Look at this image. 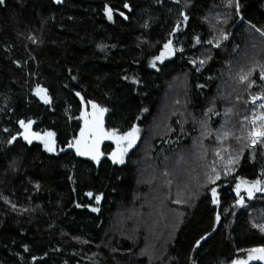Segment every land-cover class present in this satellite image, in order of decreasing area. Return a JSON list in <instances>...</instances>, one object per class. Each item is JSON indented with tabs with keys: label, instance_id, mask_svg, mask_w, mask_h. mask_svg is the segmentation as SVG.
I'll return each instance as SVG.
<instances>
[{
	"label": "trees",
	"instance_id": "16d2710c",
	"mask_svg": "<svg viewBox=\"0 0 264 264\" xmlns=\"http://www.w3.org/2000/svg\"><path fill=\"white\" fill-rule=\"evenodd\" d=\"M127 2L131 10L124 0L0 4V264H230L264 246L254 227L264 225V192L242 186L237 205L235 191L237 177L264 182V142L247 135L261 112L251 97L264 92V0H238L239 13L229 0ZM105 3L128 19L109 21ZM168 40L174 54L152 67ZM77 92L108 109L105 131L142 129L124 163L96 167L67 147ZM19 119L55 132L57 151L22 136L9 144ZM229 156L239 160L225 175ZM213 169L220 179L209 185Z\"/></svg>",
	"mask_w": 264,
	"mask_h": 264
},
{
	"label": "snow or ice",
	"instance_id": "6c2138e0",
	"mask_svg": "<svg viewBox=\"0 0 264 264\" xmlns=\"http://www.w3.org/2000/svg\"><path fill=\"white\" fill-rule=\"evenodd\" d=\"M5 0H0V4H4ZM57 3L60 2V0H56ZM235 2V7L237 13L240 11V5L238 0H229V4H232ZM123 9H130V5L127 2V0H124V3L122 5ZM103 12L106 15L107 19L109 21H113L114 14H118L120 17H123L125 20L128 19V16L125 15L124 11H120L119 9L114 8L112 5L105 3L103 7ZM181 17H183L184 21L188 20V16L185 15L183 12L180 13ZM226 22V21H225ZM180 28V21H177L176 26L172 29L173 32L178 31ZM171 35V33H170ZM228 34L226 32H221L220 39H227ZM198 39V38H197ZM219 40L216 41V46H219ZM97 47H104L103 45H98ZM174 54L173 49V42L172 40H168L164 45L163 49L161 50L160 54L153 57V63L152 67H156L155 61H162L165 56H170ZM195 63V61H193ZM203 61H201V64ZM256 67H259V78L261 80H264V65H257ZM71 71V70H69ZM253 69H249L247 73H243L240 75V79L243 80H249ZM71 79L75 80L76 77L73 76ZM137 82L138 81H134ZM255 83V80H251L249 83V86ZM35 94L40 97L41 100H43L45 103L50 102V98L47 96V89L41 87L39 84L36 85V87L33 89ZM76 96H80V93L77 92ZM252 101L255 102L257 99H264V93H262L260 96H252ZM81 101L84 102L83 97H81ZM87 104L91 105V113H88L86 111H81V117L84 118V126L80 129L79 136L74 138L73 141H69L67 147L71 149H75V152L79 156H90L92 160L99 161L100 156L102 153L100 152V143L104 139L108 140H114L116 147L113 149V151L109 154L112 161L114 163H124L123 157L126 152L130 148L133 147V145L136 143L138 134H139V128L133 124L131 128L127 131L118 132L116 129H111L109 131H105L103 127V115L107 109L100 107L96 102L94 101H87ZM261 109H264V104L260 105ZM245 120H248V117H245ZM18 124L20 125V128L23 129L22 132L18 131L16 135L11 136V138L7 141L9 144H12L16 139L17 136H22L25 141H27L29 144L32 143L33 140H40L43 142L44 149L49 153H55L57 151L56 149V141L55 136L56 133L53 131H45L42 134L31 131V126L33 125L34 121L31 119H28L25 121L24 119H19ZM250 129L248 130V138L251 145H256L257 141L264 142V111H261L259 114H254L251 117L250 120ZM5 131H9L8 129H5ZM63 151V149H61ZM219 151H217V155H219ZM239 160V156L232 157L229 156L227 160V164L225 167V175H227V172L231 170V166L235 165ZM220 179V173L217 172L215 169L212 170V174H210L207 177V183L209 185H214L216 180ZM245 187V190L247 191V194L249 197H252L253 193L256 191H262L264 192V182L260 180L255 181H247L243 178L237 177V183L235 186V191L237 195L240 194L241 187ZM210 193H211V203L213 205H217L220 203L218 200V193L217 188L215 186L210 187ZM87 195H92V193H88ZM97 201L101 199L100 195H97L95 197ZM237 205H242L244 203L243 197L239 196V198L236 200ZM93 211H98V209H93ZM215 219L217 221L220 220V214L217 213L215 216ZM254 227H258L260 231L264 232V225H254ZM207 235V234H206ZM205 237H200L199 240L196 241V245H200L201 241L204 240ZM247 258H234L230 261V264H248L250 260L258 259L264 261V246H258L253 247L250 249H247ZM193 264H196L195 261H193Z\"/></svg>",
	"mask_w": 264,
	"mask_h": 264
},
{
	"label": "water",
	"instance_id": "95a60500",
	"mask_svg": "<svg viewBox=\"0 0 264 264\" xmlns=\"http://www.w3.org/2000/svg\"><path fill=\"white\" fill-rule=\"evenodd\" d=\"M54 1L56 2V0H54ZM86 102H87V101H85V100H84V102H81V106H80L79 113L74 117V120H75V121H78V130H77V132H76V134H75V137L79 136V134H80V129H81V127L84 126V118L81 117V111L83 110V111H86V112H88V113H91V111H92V109H91V105H90V104H87ZM105 109H107V108H105ZM147 110H148V108H147ZM107 111H108V109H107ZM107 111H105V113H106ZM147 112H148V111H147ZM144 114H145V113L139 115V119H141V117H142ZM141 132H142V129L140 130V135L138 136L136 143L133 145L132 148H130V149L128 150V152H126V156H128V155H129V154L135 149V147L137 146V144L139 143L140 136H141ZM75 137H74V138H75ZM73 142H74V139H73ZM105 143H107V141H106L105 139L102 140L101 143H100V152L102 153V155L100 156L99 161H95V162H94L96 167H98V165H99L101 159L106 158V159L112 161V159H111V157H110V155H109L112 151H111V150H110L109 152H104V151H103V146H104ZM70 149H71V148H70ZM71 150L73 151V153H74L77 157H80V158H83V159H91L90 156H79V155H77L76 152H75V149H71ZM112 164H113V163H112ZM260 261L264 264V261H262V260H260Z\"/></svg>",
	"mask_w": 264,
	"mask_h": 264
},
{
	"label": "rangeland",
	"instance_id": "374dc122",
	"mask_svg": "<svg viewBox=\"0 0 264 264\" xmlns=\"http://www.w3.org/2000/svg\"><path fill=\"white\" fill-rule=\"evenodd\" d=\"M161 52V51H160ZM160 54V53H159ZM171 56V55H170ZM170 56H165V58L163 59V60H165V59H167L168 57H170ZM263 91H264V87H263ZM264 93V92H263ZM262 93H260V94H258L257 96H260ZM255 104L257 105V107H259L260 108V110H263L264 111V109H261V107H260V105H262V104H264V99H257L256 101H255ZM145 111H143L141 114H143ZM140 114V115H141ZM42 134V133H41ZM33 141H40V140H33ZM259 141V140H258ZM257 141V142H258ZM41 143H42V145H43V142L42 141H40ZM248 143H249V140H248ZM249 145H251L250 143H249ZM119 219V215H117V219H116V221ZM246 258H247V256H246Z\"/></svg>",
	"mask_w": 264,
	"mask_h": 264
},
{
	"label": "bare ground",
	"instance_id": "6f19581e",
	"mask_svg": "<svg viewBox=\"0 0 264 264\" xmlns=\"http://www.w3.org/2000/svg\"><path fill=\"white\" fill-rule=\"evenodd\" d=\"M80 97H83V100H85V101H89V100H87L83 95H81ZM91 101V100H90ZM82 102V101H81ZM79 113V112H78ZM78 130V129H77ZM77 132V131H76ZM74 139V138H73ZM73 141V140H72ZM106 144V143H105ZM112 151V150H111ZM76 156V155H75ZM112 162V161H111ZM113 163V162H112Z\"/></svg>",
	"mask_w": 264,
	"mask_h": 264
},
{
	"label": "built area",
	"instance_id": "2783aa9c",
	"mask_svg": "<svg viewBox=\"0 0 264 264\" xmlns=\"http://www.w3.org/2000/svg\"><path fill=\"white\" fill-rule=\"evenodd\" d=\"M261 111H263V110H261ZM260 112H258V113H256V114H259ZM250 120H251V118H250ZM250 120H249V122H250ZM250 143V142H249Z\"/></svg>",
	"mask_w": 264,
	"mask_h": 264
}]
</instances>
